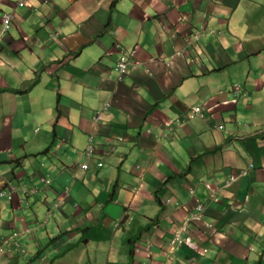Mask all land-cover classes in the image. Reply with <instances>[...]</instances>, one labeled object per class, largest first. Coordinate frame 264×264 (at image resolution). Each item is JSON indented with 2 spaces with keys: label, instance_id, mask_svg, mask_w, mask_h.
<instances>
[{
  "label": "crops",
  "instance_id": "1",
  "mask_svg": "<svg viewBox=\"0 0 264 264\" xmlns=\"http://www.w3.org/2000/svg\"><path fill=\"white\" fill-rule=\"evenodd\" d=\"M18 1L0 0V218L33 233L0 264H264V0ZM197 105L211 117L184 120Z\"/></svg>",
  "mask_w": 264,
  "mask_h": 264
},
{
  "label": "bare ground",
  "instance_id": "2",
  "mask_svg": "<svg viewBox=\"0 0 264 264\" xmlns=\"http://www.w3.org/2000/svg\"><path fill=\"white\" fill-rule=\"evenodd\" d=\"M7 16H10V21H8V20H4V19H6L7 18ZM11 24H12V14L11 13H8V14H5L4 15V17H3V28H2V31H1V33H0V43L3 41V35L4 34H6V33H8V31H9V29H10V26H11ZM133 50V49H132ZM131 54H132V51H130V53H127V54H125L122 58H121V60L117 63V65H116V68H117V71L119 70V68H120V65L122 64V63H124V62H126V63H129V59L127 58V57H129V56H131ZM132 59V58H131ZM119 72V71H118ZM119 75L121 76V74H120V72H119ZM236 88H238V89H244V87H242V85L241 84H239V85H236ZM244 91V90H243ZM245 92V91H244ZM241 93V92H240ZM239 93V94H240ZM198 106V105H197ZM197 106H194L190 111H189V113L187 114V116L184 118V120H201V121H207L211 116V114L209 113V111L207 110L206 112H204L202 115H200V116H198L197 118H195L194 117V113H195V108L197 107ZM205 108H207V107H205ZM107 110V109H106ZM95 118H100V116H94L93 117V119H95ZM172 121H174L175 123H176V125L178 124L179 125V123H177L175 120H172ZM94 137H96V136H94V135H90L89 136V143H88V146L86 147V149H85V151H84V156L88 159V160H92L93 159V157L95 156V147L93 146V147H90V141L92 140V138H94ZM91 150V151H88V150ZM59 157V156H58ZM100 164V163H99ZM99 164H97V166L99 165ZM84 170H88L89 169V163H84V167H82ZM97 169H99V168H97ZM250 169V168H249ZM249 169H245V170H243L242 172H248L249 171ZM242 172L240 173V174H242ZM234 179H236V177H232L231 178V181H233ZM41 180H42V182H44V183H46V180H47V178H45V177H42L41 178ZM53 181V180H52ZM53 183V182H52ZM43 190V189H42ZM46 190V189H45ZM49 190H50V187H49ZM5 191V190H4ZM44 191V190H43ZM64 192L66 193V194H70L71 193V188L70 187H66L65 189H64ZM5 193V192H4ZM217 196H218V194H217ZM0 197H2V194L0 193ZM48 199V198H47ZM26 229V228H25ZM30 229V228H29ZM15 232V231H14ZM20 232V231H19ZM32 232V231H31ZM11 235V234H10ZM21 237V236H20ZM3 238L4 239H0V240H2V241H4L5 243H7V242H9V238H8V236H6V235H3ZM21 240V239H20ZM19 240V241H20ZM16 241H14V243H15ZM21 244V243H20ZM8 246V245H7ZM16 247V246H15ZM14 249V248H13ZM12 249V250H13ZM21 253V252H20ZM6 255V254H5Z\"/></svg>",
  "mask_w": 264,
  "mask_h": 264
},
{
  "label": "trees",
  "instance_id": "3",
  "mask_svg": "<svg viewBox=\"0 0 264 264\" xmlns=\"http://www.w3.org/2000/svg\"><path fill=\"white\" fill-rule=\"evenodd\" d=\"M42 177H45V178H47L48 176H46V175H43ZM37 188H32V189H29L28 190V193L26 194L27 196H29V195H33V194H35L34 193V191L36 190ZM5 192V193H4ZM0 193L2 194V197H0V203L1 202H3V201H5V202H9L8 204L9 205H11L12 204V192H7V190H0ZM10 209H12V206H11V208ZM11 211V210H10ZM33 215H32V218H36L37 216L35 215V213H32ZM27 220V219H26ZM25 221V220H24ZM27 222H28V220H27ZM16 223V221H15V218L14 217H12V215H11V213H8L7 215H6V217H4V218H0V237L2 238V239H4L3 238V233L5 232V231H3L2 229H5V227H10L11 225L12 226H14L16 229H13L12 231H11V235L10 234H8V238H9V240H11L12 241V239H11V236H13V235H15L16 236V239H17V242L21 245V247L23 248V249H25V247H23L24 245H23V241L24 240H26L27 239V237H31V233L30 232H27V231H31L30 229L29 230H27V231H22V229L20 228V224L19 225H16L15 224ZM15 231V232H14ZM20 231V232H19ZM33 233V232H32ZM21 236V237H20ZM21 239V240H20ZM20 240V241H19ZM2 245H4V243H2ZM21 252V253H20ZM19 254H21V255H23V257L24 258H26V257H28L29 256V253L26 251V249H25V252H23V251H19L18 252ZM9 256H11V257H13L14 255H10L9 254ZM19 258V257H18ZM21 258V257H20ZM46 260V259H45ZM19 262H21V261H19ZM27 264H53V262H47V261H44L43 260V258H42V253H40V252H38V253H36L34 256H33V258H31L29 261H28V263Z\"/></svg>",
  "mask_w": 264,
  "mask_h": 264
},
{
  "label": "clouds",
  "instance_id": "4",
  "mask_svg": "<svg viewBox=\"0 0 264 264\" xmlns=\"http://www.w3.org/2000/svg\"><path fill=\"white\" fill-rule=\"evenodd\" d=\"M21 3L23 4L22 6H21ZM16 6H20V7H24L25 6V1L24 0H19L18 1V3H17V5ZM129 66H130V63H129ZM129 68V67H128ZM127 72H128V69H127ZM121 77V76H120ZM121 79H123L122 77H121ZM236 87V86H235ZM110 107V104H107L106 105V109H108ZM204 107V106H203ZM205 108V107H204ZM206 109V108H205ZM206 111H207V109H206ZM100 119V118H99ZM99 119L97 120V122L99 121ZM94 120V119H93ZM94 122H96L95 120H94ZM93 146H95V137L94 138H92V140L90 141V147H93ZM88 151H91L90 149L88 150ZM82 167H84V164L82 165ZM90 164H89V169H90ZM103 167V163H100L99 165H98V168H102ZM89 169L87 170V171H89ZM247 176V175H246ZM245 176V177H246ZM242 178H244V177H242ZM241 178V179H242ZM241 179H238L237 181H234L231 185H233L234 183H237V182H239ZM46 181H50V184H47V182L46 183H44V182H42L44 185H45V187H51V185H52V180L49 178V177H47V180ZM228 184V183H227ZM231 185H227V187H230ZM68 187H70V188H72V184H69L68 185ZM16 189H11V192H12V194H14L16 191H15ZM29 190V189H28ZM28 190H24V193H25V195L28 193ZM38 192V189H36L35 191H34V193L36 194ZM65 193V192H64ZM215 196H217V194L215 195V194H212L211 195V197H210V200H212L213 198H215ZM70 197V194H66L65 193V198H69ZM62 205H63V202L61 201V200H59V201H57V202H54L53 203V205H52V208H53V210L55 211V210H58V209H61V207H62ZM199 205H203V207H204V210H203V212H205V210H206V204L205 203H202V202H200L198 205H197V207H196V211H197V208H198V206ZM195 211V212H196ZM194 212V213H195ZM203 215H204V213H203ZM201 219H202V217H201ZM187 221H190V223H193V222H195L196 220H190V218L187 220ZM187 221H186V223H187ZM198 221V220H197ZM186 223H184V225L186 224ZM190 223L188 224V226H187V228H186V230H183V227H184V225L181 227V229L179 230V232L181 233V232H185V231H187L188 229H189V226H190ZM176 237V233H175V235H174V238ZM173 238V240H172V242H171V246H173L174 247V250L175 249H178L180 246H183V245H185V244H180V245H178V243H173V241L175 240ZM11 239H12V241L11 240H9V242H7L6 244H10L11 242H13V241H15L16 240V236L15 235H13V236H11ZM184 240H188V238H184ZM17 242V241H16ZM16 248H17V251L19 252V251H23V252H25V249H23L22 247H21V245L17 242V246H16ZM43 258V257H42ZM43 260L44 261H46L44 258H43Z\"/></svg>",
  "mask_w": 264,
  "mask_h": 264
},
{
  "label": "built area",
  "instance_id": "5",
  "mask_svg": "<svg viewBox=\"0 0 264 264\" xmlns=\"http://www.w3.org/2000/svg\"><path fill=\"white\" fill-rule=\"evenodd\" d=\"M23 4L21 3V6H22ZM4 20H8V21H10V16H7V18L6 19H4ZM128 67H129V63H126V62H124V63H122L121 65H120V68H119V72H120V74H121V77L123 78L125 75H126V73H127V69H128ZM242 90L243 89H238V88H236L235 87V91H237V94L238 93H240V92H242ZM195 113H194V117L195 118H197L198 116H200V115H202L204 112H206V109L202 106V105H198L196 108H195ZM99 118H95L94 120L97 122V120H98ZM247 172H242V174H241V178L242 177H245L247 174H246ZM239 179V178H238ZM238 179H234L233 181H237ZM47 182V184H50V181H46ZM203 210H204V207H203V205H199L198 206V208H197V211L194 213V215H193V218L191 219L190 218V220H200L201 219V217L203 216ZM190 223V221H187V223L184 225V227H183V230H186V228H187V226H188V224ZM173 243H178V245H180V244H185L186 242H185V240L184 239H176V240H174L173 241Z\"/></svg>",
  "mask_w": 264,
  "mask_h": 264
},
{
  "label": "rangeland",
  "instance_id": "6",
  "mask_svg": "<svg viewBox=\"0 0 264 264\" xmlns=\"http://www.w3.org/2000/svg\"><path fill=\"white\" fill-rule=\"evenodd\" d=\"M6 14H8V13H6ZM201 29H202V31L198 32L197 35H196V37L194 38V41H195V42H199L201 36H202V35L204 34V32H205V30L203 29V27H201ZM214 33H216V32L214 31ZM171 58L174 59L175 56H172ZM162 60H163V59L161 58L159 61H162ZM246 174L248 175V172H247ZM240 176H241V174H239L238 176H236V179L240 178ZM199 178H200V177H199ZM229 181H230V182H234V181H231V179H229ZM7 192H11V189H10V190L7 189ZM3 202H5V201H3ZM5 203H6V202H5ZM193 215H194V213H191L189 217L192 219V218H193ZM196 221H197V220H196ZM184 237H187V234H183V235H181V233H180L179 231H177V232H176V237H175L174 239H175V240H176L177 238H178V239H184ZM70 246H72V245H69V247H70ZM132 250H134V248H132ZM51 255H52V256H55L56 253H54V252L51 251ZM51 258L53 259L52 262L55 261L56 264H61L60 260H63V264H72V263H71V259H70V257H68L66 253H62L61 255H58V256L55 257V258H54V257H51ZM90 258H91V257H90ZM90 264H99V263H96V262H95V259H93V260L90 262ZM131 264H135V263L133 262V260H131Z\"/></svg>",
  "mask_w": 264,
  "mask_h": 264
}]
</instances>
